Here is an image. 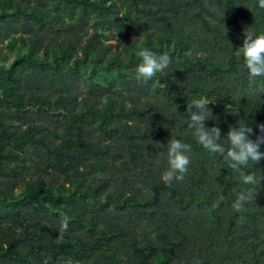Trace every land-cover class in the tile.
Segmentation results:
<instances>
[{"label":"trees","instance_id":"1","mask_svg":"<svg viewBox=\"0 0 264 264\" xmlns=\"http://www.w3.org/2000/svg\"><path fill=\"white\" fill-rule=\"evenodd\" d=\"M251 27L257 0H0V264H264V159L243 185L186 120L199 94L225 146L239 120L261 135L236 55ZM141 50L172 62L141 78ZM173 138L191 162L168 184Z\"/></svg>","mask_w":264,"mask_h":264},{"label":"clouds","instance_id":"2","mask_svg":"<svg viewBox=\"0 0 264 264\" xmlns=\"http://www.w3.org/2000/svg\"><path fill=\"white\" fill-rule=\"evenodd\" d=\"M257 6L264 9V0H257ZM141 61L136 65L135 72L141 78L151 79L158 72L164 70L171 64L172 58L166 53L156 55L149 50L137 52ZM236 55L242 56L244 67L248 71L249 93L251 95L264 94V32L257 34L252 27L246 28L242 46L236 49ZM257 78H261L259 81ZM209 102L199 94L193 96L188 101V127L192 130V135L203 149L210 154H219L225 161H228L229 168L238 175V179L243 185H256L261 182L255 172L246 170L250 162L258 164L264 159V152L260 150L264 144V124L259 125L261 135L256 140H252L249 134H254L253 128L247 126L244 121H237L238 126L230 127L227 133L228 146L221 142V129L219 127H206ZM192 146L183 143L179 139H170L168 142L167 162L168 167L162 174V180L171 184L174 181H183L190 165L189 153ZM224 200L223 194L218 196L216 207ZM253 200V191L244 188L239 191L237 197L231 204L232 211L236 213H246L247 204ZM244 219L241 215L240 220ZM66 221H61V228L57 241L63 238V232L68 229ZM62 264H74L71 257H61ZM44 264H48L45 260Z\"/></svg>","mask_w":264,"mask_h":264},{"label":"rangeland","instance_id":"3","mask_svg":"<svg viewBox=\"0 0 264 264\" xmlns=\"http://www.w3.org/2000/svg\"><path fill=\"white\" fill-rule=\"evenodd\" d=\"M2 48V47H1ZM4 52H6L7 53V51H4ZM12 59V58H11ZM62 181V180H61Z\"/></svg>","mask_w":264,"mask_h":264}]
</instances>
